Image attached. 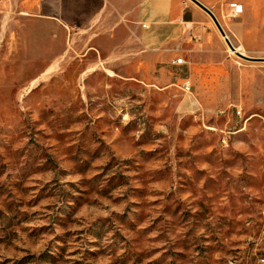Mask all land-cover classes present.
Segmentation results:
<instances>
[{
	"label": "rangeland",
	"instance_id": "obj_1",
	"mask_svg": "<svg viewBox=\"0 0 264 264\" xmlns=\"http://www.w3.org/2000/svg\"><path fill=\"white\" fill-rule=\"evenodd\" d=\"M170 26L74 28L45 74L1 28L0 264H264V63L191 0Z\"/></svg>",
	"mask_w": 264,
	"mask_h": 264
},
{
	"label": "crops",
	"instance_id": "obj_2",
	"mask_svg": "<svg viewBox=\"0 0 264 264\" xmlns=\"http://www.w3.org/2000/svg\"><path fill=\"white\" fill-rule=\"evenodd\" d=\"M198 1L212 12L217 10L228 32L246 54L264 58V0ZM231 2L243 8L237 17H231L230 7L224 6ZM180 14L181 0H0V31L2 28L5 49L14 53L11 56L21 61L23 69L40 64L43 69L38 74H45L52 71L61 52L67 49L65 46L61 49V37L63 43L70 42L76 34L74 28L86 29L92 34L90 42H95L118 36L124 27L141 24L147 29V40L153 41L156 31L171 29L170 24ZM159 38L166 42L171 35ZM221 38L225 39L222 35ZM214 41H218L215 33L206 32L203 42L196 45V53H205ZM253 43L259 46L253 47ZM256 62L264 63V60Z\"/></svg>",
	"mask_w": 264,
	"mask_h": 264
},
{
	"label": "water",
	"instance_id": "obj_3",
	"mask_svg": "<svg viewBox=\"0 0 264 264\" xmlns=\"http://www.w3.org/2000/svg\"><path fill=\"white\" fill-rule=\"evenodd\" d=\"M193 3H195L196 5H198L202 10H204L213 20L215 26L217 27L218 31L220 32V34L225 38V42L227 43L228 47L235 52V54L243 59L246 60H264V58H255V57H250L247 55H244L240 52H237L235 47L233 46V44L231 43V41L229 40V38L226 35V32L224 31L223 27L221 26V24L219 23L218 19L216 18V16L213 14V12L207 8L205 5H203L201 2H199L198 0H191Z\"/></svg>",
	"mask_w": 264,
	"mask_h": 264
},
{
	"label": "built area",
	"instance_id": "obj_4",
	"mask_svg": "<svg viewBox=\"0 0 264 264\" xmlns=\"http://www.w3.org/2000/svg\"><path fill=\"white\" fill-rule=\"evenodd\" d=\"M243 12V8L240 4L237 3H231L230 4V16L231 17H237L239 14ZM183 60L181 58H178L176 60L177 64H181ZM180 89L185 94H191V86L188 83H183L180 87ZM238 113H240V110H238ZM223 142L225 143V138L223 139Z\"/></svg>",
	"mask_w": 264,
	"mask_h": 264
},
{
	"label": "bare ground",
	"instance_id": "obj_5",
	"mask_svg": "<svg viewBox=\"0 0 264 264\" xmlns=\"http://www.w3.org/2000/svg\"><path fill=\"white\" fill-rule=\"evenodd\" d=\"M226 45H227V44H226ZM233 46L235 47V49H236L237 52H240V53L246 55V51L242 48V45H241V46H240V45H238V46L233 45ZM227 48H228L227 51H229V52L232 53V54H235V52L232 51L228 46H227ZM108 75H109V76H114V73H112L111 71H109Z\"/></svg>",
	"mask_w": 264,
	"mask_h": 264
}]
</instances>
